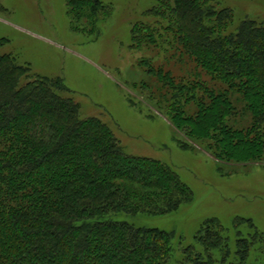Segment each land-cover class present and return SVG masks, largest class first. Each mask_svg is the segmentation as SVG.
I'll use <instances>...</instances> for the list:
<instances>
[{
	"label": "trees",
	"instance_id": "1",
	"mask_svg": "<svg viewBox=\"0 0 264 264\" xmlns=\"http://www.w3.org/2000/svg\"><path fill=\"white\" fill-rule=\"evenodd\" d=\"M155 3L144 13L154 21L132 26L131 49L169 57L140 62L154 80L141 95L184 133L182 148L264 162V22L236 23L215 0ZM67 4L72 30L95 37L114 13L107 0ZM68 94L63 79L0 56V264H264L252 220L236 218L230 231L207 219L176 250L174 232L118 220L172 215L193 191L165 162L128 155Z\"/></svg>",
	"mask_w": 264,
	"mask_h": 264
},
{
	"label": "rangeland",
	"instance_id": "2",
	"mask_svg": "<svg viewBox=\"0 0 264 264\" xmlns=\"http://www.w3.org/2000/svg\"><path fill=\"white\" fill-rule=\"evenodd\" d=\"M107 1L114 13L95 37L72 30L68 0H0V56H15L33 76L63 79L82 119L101 120L128 155L165 162L193 191V202L172 215L118 220L174 232L175 250L180 242L191 244L207 219L217 218L230 231L236 218L248 219L264 232V162L220 161L207 146L194 143L182 148L184 133L141 95L142 85L154 80L140 62L161 65L169 57L160 50L131 49L132 26L154 21L144 13L156 0ZM215 1L233 9L236 23L264 22V0Z\"/></svg>",
	"mask_w": 264,
	"mask_h": 264
}]
</instances>
